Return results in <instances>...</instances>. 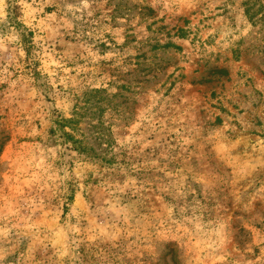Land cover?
<instances>
[{
  "label": "rangeland",
  "instance_id": "obj_1",
  "mask_svg": "<svg viewBox=\"0 0 264 264\" xmlns=\"http://www.w3.org/2000/svg\"><path fill=\"white\" fill-rule=\"evenodd\" d=\"M0 264H264V0H0Z\"/></svg>",
  "mask_w": 264,
  "mask_h": 264
},
{
  "label": "trees",
  "instance_id": "obj_2",
  "mask_svg": "<svg viewBox=\"0 0 264 264\" xmlns=\"http://www.w3.org/2000/svg\"><path fill=\"white\" fill-rule=\"evenodd\" d=\"M250 10L248 9L247 10V14H251V19H252V17H254L255 16V13H250L249 12ZM71 120H66L65 122H70ZM63 124V123H62ZM65 132V135L67 136V140H69V141H72L74 144H75V146H76V148L77 149H79L80 151H87V147L85 146V147H82V143H83V139H81V140H79V139H77V138H75V137H73L70 133H68L67 131H64Z\"/></svg>",
  "mask_w": 264,
  "mask_h": 264
}]
</instances>
